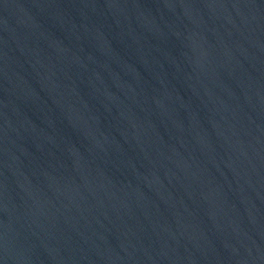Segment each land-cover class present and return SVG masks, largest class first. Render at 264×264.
Wrapping results in <instances>:
<instances>
[{
    "label": "water",
    "instance_id": "95a60500",
    "mask_svg": "<svg viewBox=\"0 0 264 264\" xmlns=\"http://www.w3.org/2000/svg\"><path fill=\"white\" fill-rule=\"evenodd\" d=\"M0 264H264V0H0Z\"/></svg>",
    "mask_w": 264,
    "mask_h": 264
}]
</instances>
